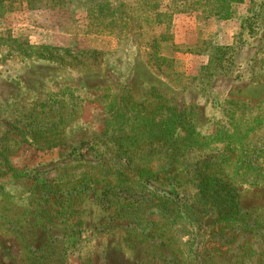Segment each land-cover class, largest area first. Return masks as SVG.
I'll return each instance as SVG.
<instances>
[{"label":"rangeland","instance_id":"1","mask_svg":"<svg viewBox=\"0 0 264 264\" xmlns=\"http://www.w3.org/2000/svg\"><path fill=\"white\" fill-rule=\"evenodd\" d=\"M82 6L74 0L58 10L40 1L29 9L23 0L0 18V37L19 40L0 47V264H179L186 237L146 225L142 205L152 190L198 202L196 178L179 172L170 191L150 171L157 163L143 159L149 150L179 152L181 142L145 146L136 139L137 164L144 161L134 173L145 191L124 213V196L103 176L74 177L100 162L103 171L118 165L115 139L102 128L119 105L138 124L179 115L190 121L195 141L204 143L181 149L180 166L223 151L222 136L232 134L248 133L245 141L264 150V0H239L227 20L188 12L149 27L139 12V30L120 39L91 34ZM249 107L256 109L243 111ZM257 165L264 175V158ZM37 180L52 189L39 203ZM237 191L241 207L264 216V188L243 183ZM69 192L78 199L75 212L58 219V199ZM213 219L203 220L200 264H236L214 236ZM70 230L76 234L67 238Z\"/></svg>","mask_w":264,"mask_h":264},{"label":"trees","instance_id":"2","mask_svg":"<svg viewBox=\"0 0 264 264\" xmlns=\"http://www.w3.org/2000/svg\"><path fill=\"white\" fill-rule=\"evenodd\" d=\"M22 1L0 0V18L13 11L14 6L17 3H22ZM40 1H44L51 9L62 10L74 0H25V3L29 9H32L34 4ZM77 1L82 2V7L87 12L88 29L91 34L117 39L126 37L133 32V29L139 30L136 23H133V21H137L139 12L146 14L147 18L141 19L147 21L146 23L151 27L169 22L173 15L188 12L205 15V19L211 16L218 17L219 20L231 19L235 11L234 4L239 3V0H137L130 5L119 0ZM165 1L166 3H164ZM18 41L12 39L10 35H6L0 37V47L7 44L14 46L18 44ZM163 41L164 38H161L158 44ZM155 42V39L150 42L154 48ZM159 59L164 61L163 58ZM209 61H211L210 58ZM253 109L256 108L249 107L243 111L250 112V110L254 111ZM125 113L127 112L119 105L106 122L108 130L102 128L109 137L115 139L117 149L114 153V163L111 165L115 167L116 162L118 165L113 169L103 171L105 163L100 162L88 171L75 174L74 178L86 182L91 178L103 176L106 184L117 189L121 198L124 196L121 210L123 213L125 206L134 207L129 200L135 201V195L145 191L144 184L137 180L139 178L134 173L144 160L157 163L158 166L151 168L150 171L155 180H162L164 183L169 182L170 191L176 189L174 185L177 183L174 180L179 178V172L196 178L198 181L196 186V200L198 199V202L196 203H189L184 196H179L177 193H161L157 196V191L152 190L154 193L152 199L144 200L142 205V209L148 211V215L145 216V224H151L167 233H173L179 239L182 236L186 237V241L183 243L186 255L179 264H200L198 252L200 241L198 238L202 236L201 228L204 217L210 214L214 218L212 222L216 224L214 236L222 244L221 247H227L226 253H231L230 256L236 264H264V253L260 252L261 247L257 246L264 244V216L260 217L254 214L259 209L241 207L237 191V185L243 183L264 188L262 168L257 165L259 158H264V150L258 149L255 144L249 141H245L248 133L243 135L232 134L226 137L222 136L224 140L227 138L223 151L211 150L208 152L209 156L203 158L200 155L194 162L191 158H186L184 164L180 166L181 149L194 148L192 144L201 146L204 143L195 141L196 135L192 136L195 126L190 121L186 118L184 120L179 115L177 119L170 118L157 122L146 120L142 124H138L139 121L124 117ZM180 130L185 131L184 136H180ZM224 134L222 133V135ZM215 135L217 136L216 132L211 137ZM139 137L144 139L145 146L165 144L168 142V138L174 139L176 143L181 142V145L179 152L174 149L170 154L149 150L144 155V160L137 164L138 159L134 153L137 148L134 147V143ZM188 155L189 153L186 154V156ZM180 161L183 163V159ZM65 168H69V166H65ZM97 168L98 170H95ZM189 169H192L191 175ZM126 176H131L137 184ZM247 179H250V182ZM32 187L38 194L37 202L44 196L48 199L50 192H52V189L48 190L49 186L39 180L34 185L32 183ZM77 200L76 194L72 192H69L66 198L60 197L56 212L58 219L61 215H63L62 218H68L74 213ZM43 204H46L45 208L48 211L46 210L45 213L49 215L51 208L48 205H51L46 199H44ZM198 204L201 207H198ZM75 234L73 230H70L66 237ZM235 239L239 241L233 247V240Z\"/></svg>","mask_w":264,"mask_h":264}]
</instances>
